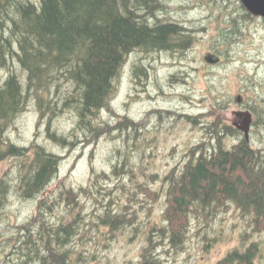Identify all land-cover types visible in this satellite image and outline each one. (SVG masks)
<instances>
[{"label":"trees","instance_id":"1","mask_svg":"<svg viewBox=\"0 0 264 264\" xmlns=\"http://www.w3.org/2000/svg\"><path fill=\"white\" fill-rule=\"evenodd\" d=\"M165 2L0 0V58L4 66L10 58L16 59L25 74L22 78L16 70L10 69L6 79L0 82V161L10 157L23 159V168L14 185L16 191L25 200L39 199L59 175L64 160L62 154L38 142L26 147L8 138L7 132L15 118L32 101L36 102L41 115L49 114L46 127L49 138L65 145L68 152L82 142L94 144L112 133L114 137L125 134L122 145L127 147L126 151L116 148L117 162H113L110 172L98 173L93 169L87 186L66 188L51 202L48 198L39 201L42 229L35 230L37 238L29 226L10 225L23 233L8 241L26 261L93 263V256L71 249L77 233L71 230V224L51 226L44 220L46 212H53L56 205L64 202L76 206L82 196H91L104 204V198L111 196V191L101 182L110 180L111 175L119 178L129 175V184L121 179L118 185L126 201L121 205L122 197L118 196V200L111 197L104 213L98 217L113 234L131 228L136 236L142 212L147 211L151 217L157 203L165 205L163 225L152 226L147 231L146 244L140 254L141 264H162L160 247L167 253L181 251L195 223L209 225L221 213L230 210L247 221V229L239 233V245L216 264H260L264 248L255 236L264 232V145L254 146L238 126L217 116L214 110L197 115L179 114L185 122L200 127L203 136L186 150L182 163L162 175L150 172L143 163L132 162L131 140L134 148L141 149L145 156V148L140 144L145 118L137 120L120 115L119 121L111 127L101 116L113 104L123 68L133 53L184 55L192 49L195 30L162 16ZM239 7L237 11L232 9L228 24L221 30L222 44L226 48L243 33V21L257 19L242 3ZM134 74L139 79L141 75L147 77V66L135 64ZM176 79L179 78L176 76ZM215 101L216 107L222 109L225 101L218 100V96ZM257 105L248 103L251 111L260 117ZM64 107L72 108L75 116L74 128L69 133L59 132L50 124ZM16 178L9 180L4 176L0 180V225ZM94 189L98 193H103L102 189L106 191L102 200L95 196ZM114 206H118L119 211ZM154 235L160 240L154 239ZM1 253V258H6L13 250Z\"/></svg>","mask_w":264,"mask_h":264},{"label":"rangeland","instance_id":"2","mask_svg":"<svg viewBox=\"0 0 264 264\" xmlns=\"http://www.w3.org/2000/svg\"><path fill=\"white\" fill-rule=\"evenodd\" d=\"M165 1L166 10L162 16L195 30L196 40L192 49L184 55L169 52L151 55L140 51L133 53L123 68L113 104L102 112V118L109 122L111 127L119 121L120 115L137 120L145 118L146 127L140 139V144L145 148V156L142 155L141 149L134 148L131 140L132 162L136 165L143 163L149 167L150 172H160L162 175L182 163L186 150L203 136L200 127L185 122L179 114L197 115L214 110L217 116L227 122L243 125L244 116H239L238 112L249 111L253 118L249 137L254 146H263L264 19L256 16L257 19L243 21V33L226 48L222 44L221 30L228 24L232 9H240V0ZM218 50L223 54H219ZM208 51L218 54L221 57L220 63L208 64L204 60ZM137 63L147 66V77L141 75L139 79L135 76L134 66ZM10 69L16 70L22 78L25 77L16 59L10 58L4 66L0 58V82L6 79ZM176 76L179 79H176ZM217 96L218 100L225 101L222 109L215 105ZM248 103L258 104L260 117L251 111ZM71 109L64 107L63 111L53 116L50 120L52 128L56 127L59 132L69 133L74 128L75 117ZM49 119V114L41 115L36 102L32 101L15 118L7 132L10 141L17 145L30 147L34 142H38L49 150L62 154L64 160L57 178L39 199L31 200H25L14 188L20 169L23 168V159L10 157L0 161V180L4 176L9 180L17 177L13 183L10 204L3 209L5 215L0 225L2 264H40L37 261H26L27 258L19 256L9 244L8 240L23 234L17 227L10 225L29 226L34 231L41 230L42 224L38 214V203L41 199L48 198L51 202V199L58 197L66 188L78 189L80 186H87L93 169L98 173L111 171L113 162H117L116 148L127 150V147L122 145L125 134L114 137L112 133L102 136L94 144L82 142L73 151L68 152L65 145L56 144L49 138L46 128ZM259 120L261 125H258ZM30 156H33L31 151ZM140 178L145 180L144 176ZM121 179L130 183L129 175L123 178L111 175L110 180L101 182L111 191V196L104 198V204H100L91 196H82L80 204L76 206L64 202L56 205L53 212H46L44 220L51 226L69 223L73 227L71 230L77 231L70 247L85 256H93L95 260L90 264H141L140 254L146 244L147 231L152 226L163 225L162 213L165 205L162 202L155 205L151 217L147 211L142 212V223L136 236L131 228L113 234L109 226L102 225L98 216L104 213L106 203L111 197L116 200L118 196L122 197L121 205L122 201H126V196L118 187ZM102 192L98 193L94 189L99 200H102L106 191L102 189ZM114 209L119 211L118 206H114ZM242 218L230 210L221 213L209 225L204 222L195 223L184 249L167 253L160 247L162 264H216L229 250L239 245V233L246 230L248 225ZM34 233V238H37V231ZM153 237L160 240L158 235ZM255 238L262 242L264 248V232ZM2 250L3 253L13 250V253L1 258ZM260 264H264V256Z\"/></svg>","mask_w":264,"mask_h":264},{"label":"water","instance_id":"3","mask_svg":"<svg viewBox=\"0 0 264 264\" xmlns=\"http://www.w3.org/2000/svg\"><path fill=\"white\" fill-rule=\"evenodd\" d=\"M243 6L251 13L253 16H258L264 19V0H240ZM204 60L210 65H216L220 63L221 57L211 51H208L204 55ZM241 101V98L238 97ZM239 116H244V124L236 125L240 130H242L246 137L249 138V131L253 122L252 114L249 111L238 112Z\"/></svg>","mask_w":264,"mask_h":264},{"label":"flooded vegetation","instance_id":"4","mask_svg":"<svg viewBox=\"0 0 264 264\" xmlns=\"http://www.w3.org/2000/svg\"><path fill=\"white\" fill-rule=\"evenodd\" d=\"M252 124H253V122H252Z\"/></svg>","mask_w":264,"mask_h":264}]
</instances>
